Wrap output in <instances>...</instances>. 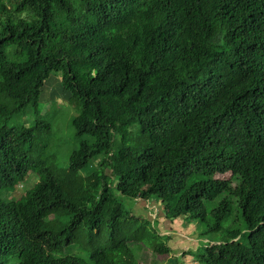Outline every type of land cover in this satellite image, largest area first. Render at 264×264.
Returning <instances> with one entry per match:
<instances>
[{
	"label": "trees",
	"instance_id": "16d2710c",
	"mask_svg": "<svg viewBox=\"0 0 264 264\" xmlns=\"http://www.w3.org/2000/svg\"><path fill=\"white\" fill-rule=\"evenodd\" d=\"M55 73L76 148L63 168L48 123L0 126V190L40 178L0 197V264H137L148 237L122 235L135 219L115 192L169 220L210 214L202 236L223 237L199 263L264 264V0H0V121L39 117ZM235 208L245 234L224 227ZM105 230L88 259L58 255Z\"/></svg>",
	"mask_w": 264,
	"mask_h": 264
},
{
	"label": "rangeland",
	"instance_id": "374dc122",
	"mask_svg": "<svg viewBox=\"0 0 264 264\" xmlns=\"http://www.w3.org/2000/svg\"><path fill=\"white\" fill-rule=\"evenodd\" d=\"M9 1L5 0L7 4ZM60 80V74L55 73L45 83L42 97L43 105H41L39 117L29 109L25 116L17 117L8 124L0 121V126H6L8 129L32 128L38 122L48 123L51 126L52 146L55 147V153L60 157L57 162L61 167L65 168L71 151L76 148L74 134L69 123L77 115V111L70 103V94L61 87ZM137 130L138 128L134 127L132 132ZM92 166L94 167L95 164H92ZM110 174L108 172V175ZM230 178V175L225 177L217 176L216 180L228 181ZM39 180V174L34 170V173H30L25 182L14 192L8 193L0 190V197L20 199L32 190ZM199 180L201 179H195L193 182ZM115 195L135 219L134 225L127 224L129 222L124 223L129 228L127 226L124 227L122 235L130 236L135 231V228H138L141 235L148 237L140 242L132 239L129 244L137 264H202L195 258V254L201 250L202 246H206L207 243L217 244V241H221L223 237L222 234H206V236H202L206 232V225L212 224L210 214L206 223L192 221L186 217L169 220L164 217L160 204L154 200L133 201L117 192H115ZM219 201H221V197L217 201L207 204L208 210L211 211ZM130 223L134 222L130 221ZM231 225L242 230L244 234L246 233L244 223L236 208L232 217L225 222L224 227L228 228ZM108 241V231L105 230L101 236L95 237L92 244H89L88 240L83 237L80 243H73L63 252L58 253V255H74L88 259L93 249L107 246ZM247 241V238L243 235L242 242L247 243ZM162 244L164 248L170 249L168 254L160 255L154 252V248Z\"/></svg>",
	"mask_w": 264,
	"mask_h": 264
}]
</instances>
